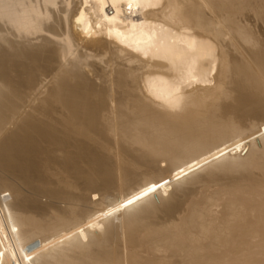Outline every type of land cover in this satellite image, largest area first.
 Listing matches in <instances>:
<instances>
[{
    "label": "bare ground",
    "instance_id": "bare-ground-1",
    "mask_svg": "<svg viewBox=\"0 0 264 264\" xmlns=\"http://www.w3.org/2000/svg\"><path fill=\"white\" fill-rule=\"evenodd\" d=\"M260 24L264 0H0V264H264Z\"/></svg>",
    "mask_w": 264,
    "mask_h": 264
},
{
    "label": "rangeland",
    "instance_id": "rangeland-1",
    "mask_svg": "<svg viewBox=\"0 0 264 264\" xmlns=\"http://www.w3.org/2000/svg\"><path fill=\"white\" fill-rule=\"evenodd\" d=\"M108 11H109V9H108ZM261 27H262V28H261ZM260 29H261V31L264 29V24H260ZM263 32H264V31H263ZM214 188H215V187H213V188L210 189V190H214ZM216 188H218V187L216 186ZM215 190H216V189H215ZM208 191H209V190H208ZM206 192H207V191H206ZM212 192H213V191H212ZM207 194H208V193H207ZM199 197H200V196L198 195V198H199ZM198 198H197V199H198ZM214 210H215V209H214ZM218 211H221V209H220V208H218V209L216 208V213H215L216 215H219L218 213H220V212H218ZM255 241H257V240H255ZM255 241L253 240L252 243H255Z\"/></svg>",
    "mask_w": 264,
    "mask_h": 264
},
{
    "label": "snow or ice",
    "instance_id": "snow-or-ice-1",
    "mask_svg": "<svg viewBox=\"0 0 264 264\" xmlns=\"http://www.w3.org/2000/svg\"><path fill=\"white\" fill-rule=\"evenodd\" d=\"M149 190L151 191L152 189H149ZM137 199H138V197H137ZM128 203H129V204H131V203H132V201L130 200V201H128Z\"/></svg>",
    "mask_w": 264,
    "mask_h": 264
}]
</instances>
